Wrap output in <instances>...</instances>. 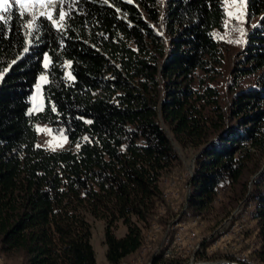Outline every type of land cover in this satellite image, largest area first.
I'll list each match as a JSON object with an SVG mask.
<instances>
[{"label": "trees", "instance_id": "obj_1", "mask_svg": "<svg viewBox=\"0 0 264 264\" xmlns=\"http://www.w3.org/2000/svg\"><path fill=\"white\" fill-rule=\"evenodd\" d=\"M226 3L63 0L64 22L36 14L31 29L18 6L1 14L11 16L0 21L1 252L21 253V264H96L88 217L103 223L107 264L137 251L176 160L160 118L193 153L183 213L207 209L222 186L229 207L252 206V255L264 264V0H247L239 22ZM229 30L241 42L223 100L214 80ZM41 73L43 106L30 114ZM34 122L76 148L37 146Z\"/></svg>", "mask_w": 264, "mask_h": 264}, {"label": "rangeland", "instance_id": "obj_2", "mask_svg": "<svg viewBox=\"0 0 264 264\" xmlns=\"http://www.w3.org/2000/svg\"><path fill=\"white\" fill-rule=\"evenodd\" d=\"M59 2L60 0H57V4ZM225 8L228 22H239V19H242L244 9L242 0H227ZM39 11L40 9L37 8L35 14H39ZM229 13L232 15L229 16ZM32 14L33 11L29 8L27 16L31 18ZM222 36L228 43V49L220 66V76L214 81L222 99L227 100L229 95L225 89L226 83L230 77V68L236 51L240 47L241 38H239L240 34L231 33L230 30L228 35L223 32ZM45 56L47 55L44 54L42 58L43 67ZM41 76L46 77L44 73L39 74L31 90L28 108L30 114L41 110L43 106L41 85L46 79L41 80ZM249 81V77L241 78V84ZM159 121L176 150V160L160 177L159 187L162 197L149 226L142 229L141 247L124 257L119 264H152L153 255H157L155 264H164L166 259L185 264H211L229 259L233 262L242 260L249 264H259L252 255L257 239L255 222L250 216L251 205H244L241 202L234 207H229L226 196L221 195L223 191L221 186L218 189V195L207 209L192 216L183 213L187 191L186 179L190 174L193 153L190 148L179 147L168 126L160 118ZM34 127L37 134V146L48 150L76 148V144L70 145L65 135L60 131H53L47 123L34 122ZM88 221L95 262L107 264L104 256L105 245L102 242L103 223L101 220L90 217ZM124 233L125 226L117 221L113 235L119 238ZM21 261L22 255L19 252L0 251V264H21Z\"/></svg>", "mask_w": 264, "mask_h": 264}, {"label": "snow or ice", "instance_id": "obj_3", "mask_svg": "<svg viewBox=\"0 0 264 264\" xmlns=\"http://www.w3.org/2000/svg\"><path fill=\"white\" fill-rule=\"evenodd\" d=\"M129 2H131V0H129ZM242 2L246 4L247 0H242ZM17 5L19 9H21L19 13L20 16L25 17L26 19H27L28 9L31 8L33 11L31 19L28 20V23L25 25V27L28 29H31L38 19L37 15L35 14L37 8L40 9L39 18L41 19L46 18L54 26L57 25L58 23L64 22L67 19V13L64 11L63 8V0H60L59 6L57 5V0H13V2H10V0H0V13L8 14L13 10L14 6ZM53 9L56 10L55 16L53 15V11H52ZM231 15L232 13H229V16ZM10 18L11 16L0 15V21ZM237 18L239 19V17ZM241 34L243 35V32H241ZM24 51L27 52L28 49L25 48ZM44 67L45 68L48 67L47 56H45ZM68 75L69 78L71 79L72 77L70 76V74ZM45 79L46 77L41 76V80H45ZM37 130L40 131V129Z\"/></svg>", "mask_w": 264, "mask_h": 264}]
</instances>
